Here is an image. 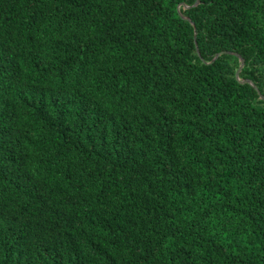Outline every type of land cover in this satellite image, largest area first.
<instances>
[{
  "label": "trees",
  "instance_id": "1",
  "mask_svg": "<svg viewBox=\"0 0 264 264\" xmlns=\"http://www.w3.org/2000/svg\"><path fill=\"white\" fill-rule=\"evenodd\" d=\"M196 1L0 0V264H264V0Z\"/></svg>",
  "mask_w": 264,
  "mask_h": 264
},
{
  "label": "water",
  "instance_id": "2",
  "mask_svg": "<svg viewBox=\"0 0 264 264\" xmlns=\"http://www.w3.org/2000/svg\"><path fill=\"white\" fill-rule=\"evenodd\" d=\"M199 3V0L196 1L195 5ZM195 38H196V34H195ZM217 56H219V54H217L214 59L217 58ZM241 64H240V69L236 72V76L239 78V72L241 70V68L243 67L244 64V60L242 58H240ZM252 84V83H251Z\"/></svg>",
  "mask_w": 264,
  "mask_h": 264
}]
</instances>
